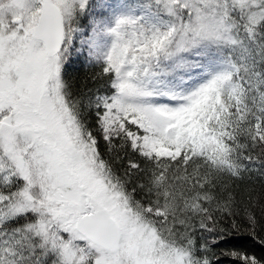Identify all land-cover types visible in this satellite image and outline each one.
<instances>
[{
    "label": "snow or ice",
    "instance_id": "obj_1",
    "mask_svg": "<svg viewBox=\"0 0 264 264\" xmlns=\"http://www.w3.org/2000/svg\"><path fill=\"white\" fill-rule=\"evenodd\" d=\"M258 228L264 0H0V264H215Z\"/></svg>",
    "mask_w": 264,
    "mask_h": 264
},
{
    "label": "trees",
    "instance_id": "obj_2",
    "mask_svg": "<svg viewBox=\"0 0 264 264\" xmlns=\"http://www.w3.org/2000/svg\"><path fill=\"white\" fill-rule=\"evenodd\" d=\"M98 72L99 68L88 65L83 57L73 58L66 66L67 78L76 87H83L85 84L88 87H93V78ZM215 251L217 253L215 264H243L242 261L233 257L221 255V253L229 251L256 256L264 261V230L258 228L254 233L243 229L240 232H232L219 242Z\"/></svg>",
    "mask_w": 264,
    "mask_h": 264
}]
</instances>
